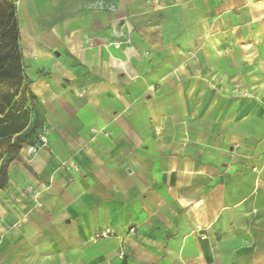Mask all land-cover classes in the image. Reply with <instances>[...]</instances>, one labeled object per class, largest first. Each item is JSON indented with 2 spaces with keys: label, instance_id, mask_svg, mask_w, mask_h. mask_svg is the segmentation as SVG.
<instances>
[{
  "label": "crops",
  "instance_id": "obj_1",
  "mask_svg": "<svg viewBox=\"0 0 264 264\" xmlns=\"http://www.w3.org/2000/svg\"><path fill=\"white\" fill-rule=\"evenodd\" d=\"M44 1L0 264H264V0Z\"/></svg>",
  "mask_w": 264,
  "mask_h": 264
},
{
  "label": "trees",
  "instance_id": "obj_2",
  "mask_svg": "<svg viewBox=\"0 0 264 264\" xmlns=\"http://www.w3.org/2000/svg\"><path fill=\"white\" fill-rule=\"evenodd\" d=\"M16 1L0 0V161L24 143L12 137L25 128L28 118Z\"/></svg>",
  "mask_w": 264,
  "mask_h": 264
},
{
  "label": "rangeland",
  "instance_id": "obj_3",
  "mask_svg": "<svg viewBox=\"0 0 264 264\" xmlns=\"http://www.w3.org/2000/svg\"><path fill=\"white\" fill-rule=\"evenodd\" d=\"M38 0H17L16 1V6H17V18L18 21L24 22L25 19L34 17L36 14V10H33L35 7H32V11H29L30 5L29 4H34ZM41 5H44L45 1L40 0ZM35 5V4H34ZM114 0H106V10L111 14V17H114ZM29 14V15H28ZM26 134H32L31 131H27ZM2 178V174L0 173V179Z\"/></svg>",
  "mask_w": 264,
  "mask_h": 264
},
{
  "label": "built area",
  "instance_id": "obj_4",
  "mask_svg": "<svg viewBox=\"0 0 264 264\" xmlns=\"http://www.w3.org/2000/svg\"><path fill=\"white\" fill-rule=\"evenodd\" d=\"M130 231H133L132 229ZM112 236V232L110 229H104L103 231L93 235L90 237L91 242H97L99 240H102L104 238ZM120 257L123 258V253H120Z\"/></svg>",
  "mask_w": 264,
  "mask_h": 264
},
{
  "label": "water",
  "instance_id": "obj_5",
  "mask_svg": "<svg viewBox=\"0 0 264 264\" xmlns=\"http://www.w3.org/2000/svg\"><path fill=\"white\" fill-rule=\"evenodd\" d=\"M24 64H25V66H27V60H24Z\"/></svg>",
  "mask_w": 264,
  "mask_h": 264
}]
</instances>
